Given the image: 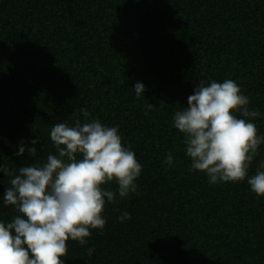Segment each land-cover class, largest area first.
Here are the masks:
<instances>
[{"label":"trees","instance_id":"trees-1","mask_svg":"<svg viewBox=\"0 0 264 264\" xmlns=\"http://www.w3.org/2000/svg\"><path fill=\"white\" fill-rule=\"evenodd\" d=\"M225 79L264 136V0H0V164L46 162L52 126L83 122L86 108L142 165L139 195L106 203L103 232L69 240L64 264H264V197L247 178L210 185L192 171L173 126L200 81ZM37 137L35 156L16 155ZM261 160L264 144L249 176ZM10 179L0 172V222L17 214L3 203Z\"/></svg>","mask_w":264,"mask_h":264},{"label":"clouds","instance_id":"clouds-1","mask_svg":"<svg viewBox=\"0 0 264 264\" xmlns=\"http://www.w3.org/2000/svg\"><path fill=\"white\" fill-rule=\"evenodd\" d=\"M144 91L137 82L136 96ZM249 105L250 97L232 79L200 81L187 106L174 113L173 126L183 135L192 171L205 173L210 185L247 178L259 198L264 197V160L254 175L249 176V169L264 136L251 122L261 113ZM147 108L154 109L151 104ZM80 112L83 122L76 119L74 125L52 126L50 139L56 154L50 153L46 162L20 167L18 173L0 164V172L11 178L3 194L4 206L17 213L11 222H0V264H64L61 257L68 254L69 240L84 247L92 230L103 232L106 203L139 195L136 181L142 165L131 145L122 144L118 127L89 120L86 108ZM39 141V137L31 140L30 147L22 143L16 155L35 156ZM165 163L172 165L171 152ZM111 183L118 185L116 191L104 187ZM130 219L128 212L118 217L121 222ZM94 252L95 248H87L89 257Z\"/></svg>","mask_w":264,"mask_h":264}]
</instances>
